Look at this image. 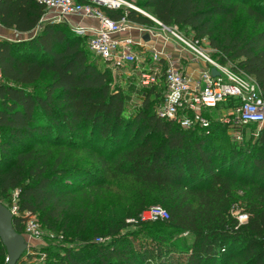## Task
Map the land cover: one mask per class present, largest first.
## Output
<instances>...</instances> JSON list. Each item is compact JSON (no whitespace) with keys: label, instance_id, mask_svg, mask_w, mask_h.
<instances>
[{"label":"trees","instance_id":"trees-1","mask_svg":"<svg viewBox=\"0 0 264 264\" xmlns=\"http://www.w3.org/2000/svg\"><path fill=\"white\" fill-rule=\"evenodd\" d=\"M135 1L166 26L189 29L195 38L207 36L217 56L252 75L264 95V5L244 8L258 27L238 34L230 30L239 6L235 0ZM97 7L114 19L124 13ZM44 14L45 5L38 0H0L4 27L37 29L28 38L0 37V197L9 196L7 205L13 190L19 189L20 211L36 213L41 227L66 236L70 226L64 214L73 189L64 186L62 178L92 187L103 177L81 166H61L59 156L52 163L48 159L57 146L85 147L102 158V172L112 161L115 174L139 184V205L146 204L145 189H155V199L164 202L169 213L162 221L192 236L184 249L167 243L155 246L154 264H180L173 261L175 251L185 258L184 264H264V127L254 132L257 124H247L241 141L229 138L226 125L216 119L209 133L182 128L155 113L163 99L162 79L142 84L149 89L140 107L127 112L108 60L99 55L101 64L91 60L86 35L77 34L65 19L42 21ZM126 16L141 25L155 22L132 8ZM235 187L245 194L243 222L231 212ZM24 216L13 218L18 232L24 231ZM159 236L158 243L166 240ZM92 245L84 251L44 248V264H148L153 254L145 244L139 250L118 239ZM36 254L37 249L29 247L15 264H34ZM6 261L0 239V264Z\"/></svg>","mask_w":264,"mask_h":264},{"label":"built area","instance_id":"built-area-1","mask_svg":"<svg viewBox=\"0 0 264 264\" xmlns=\"http://www.w3.org/2000/svg\"><path fill=\"white\" fill-rule=\"evenodd\" d=\"M45 5L47 19L63 20L72 16L96 20V24H79L73 26L76 33L87 36L89 48L97 55L108 60L112 66L132 65L143 62L149 52L151 61L148 70L141 73L143 85L156 84L162 79L165 89L162 101L156 106L155 113L171 119L182 128H198L206 133L211 130L212 123L226 125L234 141L243 138L242 128L249 123H256L258 129L264 127V95L256 81L249 74L235 70L228 61L215 57L204 38L186 37L177 31V26H166L151 13L132 5L129 0H38ZM97 4L113 9H122L123 15L114 19L102 12ZM137 10L154 20L161 29L156 31L148 25H141L126 16L127 9ZM133 32H136L134 35ZM161 39L162 45H147L144 35ZM175 38L178 45L174 48L181 51L186 58L203 62L192 76L180 69L177 58L173 59V51L168 42ZM176 45V44H175ZM210 45V44H209ZM212 68L217 70L213 74ZM161 70V71H160ZM204 107L218 108L219 116L210 117L203 113ZM19 189L12 192L8 208L12 214H24V231L28 240L40 235V225L28 210L20 211L18 203ZM169 217L168 209L154 204L148 209L147 218L151 221H162ZM246 214H240L241 221Z\"/></svg>","mask_w":264,"mask_h":264},{"label":"rangeland","instance_id":"rangeland-1","mask_svg":"<svg viewBox=\"0 0 264 264\" xmlns=\"http://www.w3.org/2000/svg\"><path fill=\"white\" fill-rule=\"evenodd\" d=\"M235 1L239 6L230 23V30L232 33L238 34L242 32L250 33L258 25L254 17L249 15L244 8L251 4L264 5V0ZM129 2L132 5L138 6L135 0H129ZM123 8L129 9L126 4L123 5ZM144 10L150 11V9ZM82 23L90 24L91 20L82 19ZM149 26L156 31L161 29L155 22ZM71 27L76 32L74 27ZM177 31L186 37L193 36V32L189 29H183L177 26ZM133 33L136 35V32ZM203 38L204 42L208 44L207 46H210L212 49L211 53L215 57H218V50L209 45V38L207 36ZM84 46L89 53V58L101 64V59L98 55L89 49L87 36ZM150 61L151 55L147 54L145 60L141 63L137 62L132 65L120 67L112 66L111 68L113 84L120 86L125 95L127 112L134 111L140 107L149 89V86L142 85L141 73L148 70ZM201 66H203L202 63ZM202 111L210 117H217L220 114L219 109L214 107H204ZM257 129L258 126L255 127L254 132ZM227 135L232 139V135L228 130ZM219 144L223 147V142L219 141ZM97 155V152H91L85 147L76 148L61 145L52 149V154L48 159L50 163L53 162L56 156H59L61 158V166H66L67 168L81 166L90 170L95 176L103 177V179L100 185L86 187L78 181H73V179L62 178L63 185L74 190L71 193L70 209L64 214L70 230L66 236H63L62 233L56 234L53 230L39 226L40 235L38 237L30 240L26 238L29 246L37 249V257H35L34 264H44L47 256L44 248H52L53 250L62 252L65 246H71L77 250L84 251V247H87V250H92V244L94 242L103 245L111 241L114 242L117 239L122 241V243H130L133 248L137 246L139 250H141V247H144V244L147 248H150L153 254H149V258L147 259L148 264H154L155 246L162 245L163 247H168L170 244H173L176 247L184 249V244L188 245L191 242L192 236L190 234L187 232H179L175 227L164 221L148 222L147 214L150 206L159 204L166 207L164 202H161L158 198L155 199V189L152 193H149L145 189L144 199L146 204L144 206L139 205L141 197L136 193V188L139 184L128 175H122L120 172L115 174V167L112 165V161L107 164V166H110L108 171L102 172V158L97 157ZM234 190L237 201H234L231 212L238 219L241 213L247 215L246 205L243 201L245 194L243 195V190L239 187H235ZM0 199L7 205L9 196H1ZM140 207L142 208L138 212H135ZM33 215L38 221L37 214L35 213ZM246 219L247 217H244L239 221L243 222ZM160 234L165 235L166 240L158 243L157 237L160 238ZM179 254V251L174 252L173 261L178 260L181 261L180 264H184L185 258L182 256L179 257ZM48 256H51V253Z\"/></svg>","mask_w":264,"mask_h":264},{"label":"crops","instance_id":"crops-1","mask_svg":"<svg viewBox=\"0 0 264 264\" xmlns=\"http://www.w3.org/2000/svg\"><path fill=\"white\" fill-rule=\"evenodd\" d=\"M48 16H49V14L45 13L43 18H42V21L47 20L46 17H48ZM82 19H89V18H80L78 16H72V17L68 18L67 20L71 26H75V25H77V23L86 25L85 23H82ZM90 20H91L90 24H96V20H94V19H90ZM36 30L37 29L31 30L28 32H19L15 29H12V28H6L0 23V37L1 38H7V39L28 38V37H31L36 32ZM159 31H160V29H159ZM145 35H147V34H145ZM144 39H145L147 45L153 44V45H156L157 47H160L162 45L160 38H156V40H155L154 37L148 38V36H147V38L144 37ZM173 39H175V38H173ZM177 45H178L177 40H172L171 42H168V47L173 51V53H174L173 55H175L174 59L177 58L176 62H178V66L180 67V69L182 71H184L188 74H191L192 76H196L197 70H198L197 68L199 66H201V63H203V62H201V61L194 62V61L186 58L184 55H182L181 51H176L174 49ZM147 54H150V53L148 52Z\"/></svg>","mask_w":264,"mask_h":264},{"label":"water","instance_id":"water-1","mask_svg":"<svg viewBox=\"0 0 264 264\" xmlns=\"http://www.w3.org/2000/svg\"><path fill=\"white\" fill-rule=\"evenodd\" d=\"M147 38V35L144 36ZM213 74L217 70L212 68ZM14 215L8 206L0 201V239L7 254L6 264H15L25 250L30 246L23 233L18 232L13 225Z\"/></svg>","mask_w":264,"mask_h":264},{"label":"bare ground","instance_id":"bare-ground-1","mask_svg":"<svg viewBox=\"0 0 264 264\" xmlns=\"http://www.w3.org/2000/svg\"><path fill=\"white\" fill-rule=\"evenodd\" d=\"M136 6V5H135ZM141 8V7H140Z\"/></svg>","mask_w":264,"mask_h":264}]
</instances>
